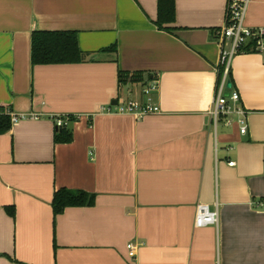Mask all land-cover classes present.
<instances>
[{"label":"crops","instance_id":"crops-1","mask_svg":"<svg viewBox=\"0 0 264 264\" xmlns=\"http://www.w3.org/2000/svg\"><path fill=\"white\" fill-rule=\"evenodd\" d=\"M227 3L175 0L170 32L158 0H0V106L37 116L0 135V264H264V54L235 55L227 80L248 133L210 116ZM244 22L264 28V0ZM37 31L76 33L86 62L33 65ZM120 71L144 81L120 84ZM150 75L160 113H101L145 103ZM69 115L74 140L56 144L54 119ZM62 188L96 203L55 216ZM200 205L218 225L196 227Z\"/></svg>","mask_w":264,"mask_h":264},{"label":"built area","instance_id":"built-area-1","mask_svg":"<svg viewBox=\"0 0 264 264\" xmlns=\"http://www.w3.org/2000/svg\"><path fill=\"white\" fill-rule=\"evenodd\" d=\"M226 24L217 32V36L222 41H228L231 45L230 50L222 49L221 66H223V78L216 90V96L213 107L210 111V116L213 120L215 129L221 121L230 126L233 123L240 125L241 134L248 133L247 116L248 112L240 105L241 97L239 92L228 90L227 80L231 71V62L235 55L246 45L250 39L256 40L255 51L264 54V28H247L245 26V16L250 3V0H227ZM159 81L157 78L149 81L143 89V95L146 97L145 103H139L133 100H125L117 102L101 109L102 114L107 115H130L141 120L148 115L158 114L161 112L160 107L153 103V94L158 91ZM229 91V96L226 92ZM1 109V106H0ZM12 124L18 123L21 120L35 119L36 115H16L10 113ZM79 119L78 116H74ZM57 127H68L73 121L68 116H59L54 119ZM234 163H230L233 166ZM264 209V204H262ZM218 211L211 210L207 205H200L196 218V227L204 228L207 226L218 225ZM137 246L134 244L128 245L129 256L134 258L137 253Z\"/></svg>","mask_w":264,"mask_h":264},{"label":"trees","instance_id":"trees-1","mask_svg":"<svg viewBox=\"0 0 264 264\" xmlns=\"http://www.w3.org/2000/svg\"><path fill=\"white\" fill-rule=\"evenodd\" d=\"M176 20L175 0H158V19L159 29L173 32L175 28L170 27ZM220 31V30H218ZM217 31V32H218ZM256 40L250 39L239 53H257L255 51ZM104 52H116L112 47ZM87 55L84 54L79 46L77 34L74 32H34L32 35V63L33 65H59V64H78L84 63ZM223 66L219 69V78L222 80ZM231 75L228 76V78ZM155 76H149L151 81ZM220 80V82H221ZM142 73L130 74L124 71L119 72V82L140 83L143 82ZM11 112L0 109V135L6 134L12 129ZM71 121H77L73 115L68 116ZM74 140L73 133L67 127H56L54 141L56 144H70ZM96 203V195L82 190L59 189L54 194L53 210L58 216L68 208L93 207Z\"/></svg>","mask_w":264,"mask_h":264},{"label":"water","instance_id":"water-1","mask_svg":"<svg viewBox=\"0 0 264 264\" xmlns=\"http://www.w3.org/2000/svg\"><path fill=\"white\" fill-rule=\"evenodd\" d=\"M226 87H227L228 90H231V89L233 88V83H232L231 80H229V81L227 82Z\"/></svg>","mask_w":264,"mask_h":264}]
</instances>
